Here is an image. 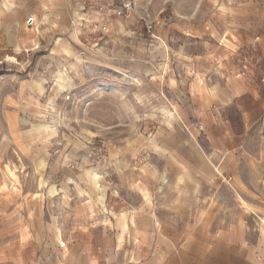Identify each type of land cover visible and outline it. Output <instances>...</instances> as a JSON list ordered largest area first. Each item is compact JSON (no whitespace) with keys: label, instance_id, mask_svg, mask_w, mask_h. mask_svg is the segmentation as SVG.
<instances>
[{"label":"rangeland","instance_id":"1","mask_svg":"<svg viewBox=\"0 0 264 264\" xmlns=\"http://www.w3.org/2000/svg\"><path fill=\"white\" fill-rule=\"evenodd\" d=\"M235 219L264 231V0H0V264H149Z\"/></svg>","mask_w":264,"mask_h":264},{"label":"crops","instance_id":"2","mask_svg":"<svg viewBox=\"0 0 264 264\" xmlns=\"http://www.w3.org/2000/svg\"><path fill=\"white\" fill-rule=\"evenodd\" d=\"M215 235L210 246L182 238L175 242L164 235L163 244L155 248L165 254L163 261L149 264H264V231L235 219Z\"/></svg>","mask_w":264,"mask_h":264},{"label":"bare ground","instance_id":"3","mask_svg":"<svg viewBox=\"0 0 264 264\" xmlns=\"http://www.w3.org/2000/svg\"><path fill=\"white\" fill-rule=\"evenodd\" d=\"M65 77H66V73L63 72V73L61 74V78L65 79Z\"/></svg>","mask_w":264,"mask_h":264},{"label":"built area","instance_id":"4","mask_svg":"<svg viewBox=\"0 0 264 264\" xmlns=\"http://www.w3.org/2000/svg\"><path fill=\"white\" fill-rule=\"evenodd\" d=\"M130 6H132V2L129 3V6L128 7H130Z\"/></svg>","mask_w":264,"mask_h":264}]
</instances>
